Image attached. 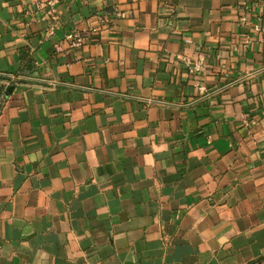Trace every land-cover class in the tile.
<instances>
[{
    "label": "crops",
    "instance_id": "0c3cea01",
    "mask_svg": "<svg viewBox=\"0 0 264 264\" xmlns=\"http://www.w3.org/2000/svg\"><path fill=\"white\" fill-rule=\"evenodd\" d=\"M167 2L0 0V264H264V0Z\"/></svg>",
    "mask_w": 264,
    "mask_h": 264
},
{
    "label": "built area",
    "instance_id": "2783aa9c",
    "mask_svg": "<svg viewBox=\"0 0 264 264\" xmlns=\"http://www.w3.org/2000/svg\"><path fill=\"white\" fill-rule=\"evenodd\" d=\"M168 0H160L162 4H164V7L167 6ZM53 2V1H52ZM49 2V6H51V3ZM49 10L47 11V14L49 16V20L51 21L50 26L47 29L48 35H51L55 29L56 26V17L53 13V10L51 7H48ZM250 8L251 6L248 3H243L242 12L240 13L238 24L242 28L245 29V32L243 34L242 38V47L244 49H248L252 45L253 36L252 35H261L264 37V27H262L259 23H252L249 19L250 15ZM41 9L40 6H35V10ZM116 17H119L120 14L116 13ZM64 40L67 44V46L70 49H78L80 48L84 42H85V36L84 33L81 31L71 30L68 31L65 36ZM183 64L185 67L194 75H201L204 71V61L202 59L198 60H192L188 58L182 59Z\"/></svg>",
    "mask_w": 264,
    "mask_h": 264
},
{
    "label": "water",
    "instance_id": "95a60500",
    "mask_svg": "<svg viewBox=\"0 0 264 264\" xmlns=\"http://www.w3.org/2000/svg\"><path fill=\"white\" fill-rule=\"evenodd\" d=\"M8 90V89H7Z\"/></svg>",
    "mask_w": 264,
    "mask_h": 264
}]
</instances>
